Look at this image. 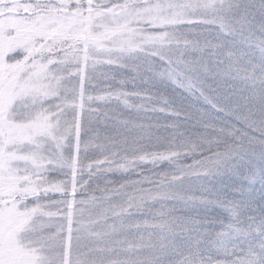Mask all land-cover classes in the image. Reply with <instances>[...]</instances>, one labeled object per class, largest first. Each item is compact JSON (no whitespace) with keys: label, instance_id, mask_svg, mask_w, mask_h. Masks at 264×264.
I'll return each mask as SVG.
<instances>
[{"label":"snow or ice","instance_id":"6c2138e0","mask_svg":"<svg viewBox=\"0 0 264 264\" xmlns=\"http://www.w3.org/2000/svg\"><path fill=\"white\" fill-rule=\"evenodd\" d=\"M0 264H264V0H0Z\"/></svg>","mask_w":264,"mask_h":264}]
</instances>
